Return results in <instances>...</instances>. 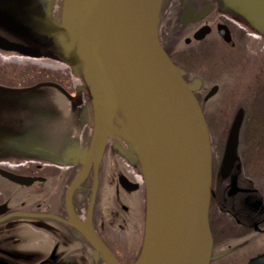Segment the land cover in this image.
<instances>
[{"label": "flooded vegetation", "instance_id": "af4514ba", "mask_svg": "<svg viewBox=\"0 0 264 264\" xmlns=\"http://www.w3.org/2000/svg\"><path fill=\"white\" fill-rule=\"evenodd\" d=\"M56 1L39 0L57 23L55 18L60 12L52 8ZM163 3L158 21L159 40L194 88L209 129L207 115L217 111V106L210 104L223 89V81L219 75L205 79L203 73L185 69L176 61L184 63L182 60L196 54L189 49L207 44L212 38L222 43L226 55L240 52L246 59L256 58V72L251 80L254 95L248 92V101L238 98L234 111L230 108L234 117L229 129L242 113L236 161L229 171L222 172L228 133L221 164L214 174L209 210L213 237L210 264H264L252 261L264 254V130H250L251 116L246 117V107L250 106L259 111L253 121L264 120V37H255V30L225 0ZM165 10L170 13L167 18ZM200 14L203 15L199 17ZM202 30L207 31L206 35L197 38ZM211 69L218 72L216 66ZM214 87L217 91L209 96ZM232 97L237 96L232 94L229 100ZM65 138L60 132L53 145L42 148L31 159H0L1 170L32 179L21 184L0 172V179L8 185L0 197V264H115L91 239L104 245L119 264H132L146 238L147 194L142 168L129 154L131 149L126 142L114 140L123 141V147L128 148L124 156L108 157L106 145L97 170L93 163L70 191L87 164L85 155H79L77 149H71L67 156ZM89 145L90 142L86 150ZM125 157L132 158L130 164ZM121 176L138 186L133 190L125 188L120 183ZM232 185L234 191L230 194ZM17 228L26 232L25 237L17 238ZM23 240L26 244H20Z\"/></svg>", "mask_w": 264, "mask_h": 264}, {"label": "water", "instance_id": "95a60500", "mask_svg": "<svg viewBox=\"0 0 264 264\" xmlns=\"http://www.w3.org/2000/svg\"><path fill=\"white\" fill-rule=\"evenodd\" d=\"M28 1L52 33L49 38L39 33L42 45L81 71L93 103L95 129L84 157L87 167L70 191L93 163L97 167L107 135L114 128L110 119L112 105L121 101L120 109L127 115L129 132L133 134L131 141L139 153L147 194L146 239L134 264H210L213 246L209 224L210 133L194 88L159 40L162 0L156 4L154 0H64L60 25L48 17L39 0ZM225 1L264 35V0ZM206 33L200 31L197 38ZM0 50L33 58L43 56L41 49L12 42L2 35ZM42 86H53L72 98L64 87L50 81L22 88V92ZM216 91L214 87L209 96ZM241 122L242 113H239L229 134L222 172L229 171L236 161ZM125 125L123 129L127 128ZM78 154L83 155L80 150ZM172 161L174 187L170 204L162 214L157 203L156 175ZM0 172L21 184L32 180L5 170ZM120 183L131 190L138 186L125 176L120 177ZM91 240L118 264L104 245ZM252 261L264 262V254Z\"/></svg>", "mask_w": 264, "mask_h": 264}, {"label": "rangeland", "instance_id": "374dc122", "mask_svg": "<svg viewBox=\"0 0 264 264\" xmlns=\"http://www.w3.org/2000/svg\"><path fill=\"white\" fill-rule=\"evenodd\" d=\"M63 2L64 0H57L53 3V10L61 12ZM164 13L166 18L170 14L167 10ZM57 17L59 20L60 13ZM39 33L45 38L52 37V33L50 34L42 26L28 0H0V35L12 42L43 50ZM55 42L58 41L55 40ZM182 46L185 44L183 43ZM189 51L191 53L195 51L196 54L182 60L185 64L180 63V60L176 62L185 69L189 68L200 74L203 73L205 79L207 76L215 79L214 76L219 75L224 84L221 92L210 104L211 107L217 106V111L207 115L213 147L214 180V174L217 173L221 164V153L230 130L229 124L234 117L236 100L244 98L248 101V92L254 95L251 80L255 75L257 62L254 57L246 59L240 52L231 53V55L224 54L222 43L214 38L207 44L193 47ZM44 53L46 55L43 58H33L0 50V159L14 161L31 159L42 148L44 150L49 148V145H53L54 139L58 138L60 132L66 137L67 156L71 154V149H82L85 153V147L91 140L95 129V115L83 74L76 66L63 61L57 52L53 51L51 53L53 56L45 51ZM214 66L217 67L218 72L213 73L211 67ZM234 76L236 77L233 81ZM44 81L62 84L73 99L67 98L53 86H42L29 92H22V87L33 86ZM232 94L237 97L229 100ZM116 102L112 105L110 119L114 128L121 129V131L119 130L120 133H118L113 128L107 135L105 153L113 158L124 156V150L128 149L123 147L122 142L124 141L131 149L130 153L129 150L127 152L132 157L134 156L137 162L139 153L127 142V136L133 140L129 126L123 129L124 125L119 126L115 119L116 110L123 106L121 101ZM230 108L233 109L232 112ZM246 110L248 113L246 117L251 116L249 129L264 130V120L260 123L253 121V117L257 118L259 115L257 108L253 109L248 106ZM114 140L123 141L115 142ZM128 158L130 161L126 159L130 164L132 158ZM137 164L141 167L140 162ZM115 165L117 167V163L114 162ZM6 188H8L7 183L0 179V197L1 193L6 192ZM212 212L215 214L214 206H212ZM232 227L230 225L229 229L232 230ZM16 235L18 239H21L25 237L26 232L17 228ZM24 241L20 244H26ZM231 249L234 250V246Z\"/></svg>", "mask_w": 264, "mask_h": 264}, {"label": "bare ground", "instance_id": "6f19581e", "mask_svg": "<svg viewBox=\"0 0 264 264\" xmlns=\"http://www.w3.org/2000/svg\"><path fill=\"white\" fill-rule=\"evenodd\" d=\"M154 0V4H156ZM175 180V164L172 161L167 167L159 169L156 175L158 208L164 213L169 206ZM156 217V215H154Z\"/></svg>", "mask_w": 264, "mask_h": 264}, {"label": "trees", "instance_id": "16d2710c", "mask_svg": "<svg viewBox=\"0 0 264 264\" xmlns=\"http://www.w3.org/2000/svg\"><path fill=\"white\" fill-rule=\"evenodd\" d=\"M119 105V104H118ZM120 109V108H119ZM119 109L116 110V115H115V119L118 123L119 126H122L124 124H126L125 126H129L130 127V124H129V120H128V117L126 114L123 113V111L120 109V111H118Z\"/></svg>", "mask_w": 264, "mask_h": 264}]
</instances>
